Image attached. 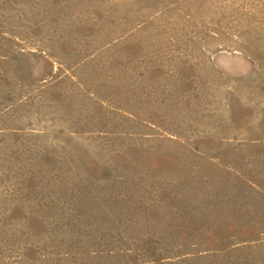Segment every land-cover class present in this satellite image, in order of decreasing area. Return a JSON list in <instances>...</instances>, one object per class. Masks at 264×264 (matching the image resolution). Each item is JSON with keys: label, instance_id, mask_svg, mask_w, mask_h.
I'll return each instance as SVG.
<instances>
[{"label": "rangeland", "instance_id": "1", "mask_svg": "<svg viewBox=\"0 0 264 264\" xmlns=\"http://www.w3.org/2000/svg\"><path fill=\"white\" fill-rule=\"evenodd\" d=\"M0 264H264V0H0Z\"/></svg>", "mask_w": 264, "mask_h": 264}]
</instances>
